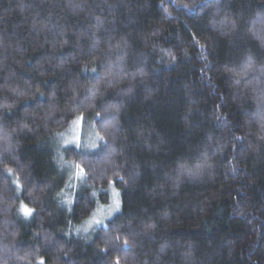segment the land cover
I'll return each mask as SVG.
<instances>
[{"label":"trees","instance_id":"1","mask_svg":"<svg viewBox=\"0 0 264 264\" xmlns=\"http://www.w3.org/2000/svg\"><path fill=\"white\" fill-rule=\"evenodd\" d=\"M41 260L264 264V0H0V264Z\"/></svg>","mask_w":264,"mask_h":264},{"label":"rangeland","instance_id":"2","mask_svg":"<svg viewBox=\"0 0 264 264\" xmlns=\"http://www.w3.org/2000/svg\"><path fill=\"white\" fill-rule=\"evenodd\" d=\"M98 141L96 135L94 134L93 130L88 128L86 129L85 126H83V122L79 121L75 123L70 131L66 134L65 137V144H75V145H84L86 148H92L96 145V142ZM70 166V165H69ZM72 169V166H70ZM77 170L76 168H73V173L71 174V179H75L76 181H81L82 178H77ZM118 194V195H117ZM110 195V202L108 205L103 206L99 205L95 212L93 213L92 217L82 226L80 233L83 235H87L93 231V229L99 225H105L107 223V220H109L116 212V210L113 209V203L116 199L120 201L119 193L114 189L111 188L109 190ZM21 211H23L21 209ZM100 220L101 223L97 224L95 221Z\"/></svg>","mask_w":264,"mask_h":264},{"label":"snow or ice","instance_id":"3","mask_svg":"<svg viewBox=\"0 0 264 264\" xmlns=\"http://www.w3.org/2000/svg\"><path fill=\"white\" fill-rule=\"evenodd\" d=\"M80 119L82 120V117ZM100 139L102 140L103 137H100ZM77 168L79 169V166L78 165H77ZM82 174H83V169H79V171L77 172V178H82ZM120 181H121V183L123 182V177H120ZM112 207H113L114 210L119 211V209H120V201L118 199H116L114 201ZM22 210L25 213V215H31L32 210L31 209H28L26 206H23ZM95 222L97 224H100L101 223L100 220H96ZM125 244H127V241H125ZM40 264H44L43 260L40 261Z\"/></svg>","mask_w":264,"mask_h":264}]
</instances>
